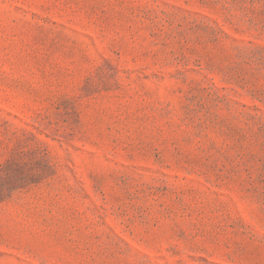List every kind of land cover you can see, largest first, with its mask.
Segmentation results:
<instances>
[{"label":"rangeland","instance_id":"374dc122","mask_svg":"<svg viewBox=\"0 0 264 264\" xmlns=\"http://www.w3.org/2000/svg\"><path fill=\"white\" fill-rule=\"evenodd\" d=\"M0 264H264V0H0Z\"/></svg>","mask_w":264,"mask_h":264}]
</instances>
